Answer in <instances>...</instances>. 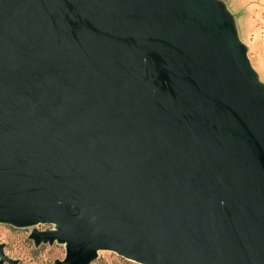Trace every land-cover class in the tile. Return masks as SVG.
I'll use <instances>...</instances> for the list:
<instances>
[{
	"label": "water",
	"instance_id": "water-1",
	"mask_svg": "<svg viewBox=\"0 0 264 264\" xmlns=\"http://www.w3.org/2000/svg\"><path fill=\"white\" fill-rule=\"evenodd\" d=\"M246 51L214 0H0V223L54 264H264Z\"/></svg>",
	"mask_w": 264,
	"mask_h": 264
},
{
	"label": "rangeland",
	"instance_id": "rangeland-1",
	"mask_svg": "<svg viewBox=\"0 0 264 264\" xmlns=\"http://www.w3.org/2000/svg\"><path fill=\"white\" fill-rule=\"evenodd\" d=\"M221 4L230 15L236 37L246 48V54L257 79L264 83V0H214ZM48 224L16 228L0 223V243L4 244V253L18 260V264H54L62 259L65 249L62 244L41 243L35 245L29 238L35 228H51ZM7 264V263H4ZM90 264H141L125 258L111 250H99L97 258Z\"/></svg>",
	"mask_w": 264,
	"mask_h": 264
}]
</instances>
